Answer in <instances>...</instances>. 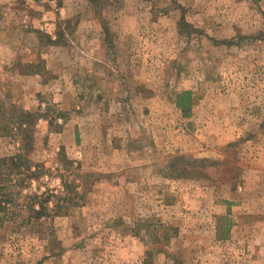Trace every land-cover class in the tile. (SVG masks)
Here are the masks:
<instances>
[{
    "label": "rangeland",
    "instance_id": "374dc122",
    "mask_svg": "<svg viewBox=\"0 0 264 264\" xmlns=\"http://www.w3.org/2000/svg\"><path fill=\"white\" fill-rule=\"evenodd\" d=\"M0 98L66 118L34 129L39 180L12 176L0 264H264V0H0ZM65 161L82 199L29 219Z\"/></svg>",
    "mask_w": 264,
    "mask_h": 264
},
{
    "label": "trees",
    "instance_id": "16d2710c",
    "mask_svg": "<svg viewBox=\"0 0 264 264\" xmlns=\"http://www.w3.org/2000/svg\"><path fill=\"white\" fill-rule=\"evenodd\" d=\"M181 25L187 29L190 27L184 20H182ZM32 73L38 74V71H33ZM175 106L184 119L190 118L193 107L192 92L186 90L178 92L175 97ZM40 120L47 121L50 127L53 126V128H59L60 124H57V121L61 120L64 122L66 118L60 113H58L57 116L49 117L46 109L41 110L38 108L36 111L17 109L15 106L6 103L0 98V136L11 137L13 135H18L20 137L17 152L14 155L0 158V215H3L14 203L16 195L22 194L11 189L16 183L14 182L13 185L11 184V179L13 177H22L20 180L21 183L17 184V186L20 188L22 187L23 189L28 187V182H31L32 180L38 181L41 177L38 166H35V169L32 170L34 166H31V163L27 158L28 153L32 150L33 146L34 129ZM63 157V159L66 160L65 156ZM173 161L168 165L171 170H173L172 168L175 169V162L176 165L179 163L182 165L184 163L182 157L174 159ZM204 162V160H199L193 161L192 163L195 165L197 163L200 166ZM62 165L64 168L63 170L67 173L70 172V174L67 176L61 174V176H59L63 191L62 194L57 197L58 201L54 206H51V201L55 196L51 194L49 190L40 194L33 193L28 196H21L22 198L28 199L26 208L29 219L42 220L44 218H49L52 215H58L61 210L67 206H77V202H75L76 199H82L79 186L76 184V175L72 172V163L65 161ZM184 168L179 166L180 172H176L177 174L173 175V177L180 179L189 176V178H194L192 174L193 172H186ZM172 174L174 173L171 172V175ZM4 175L7 177L6 180L3 179ZM70 177L72 179H70ZM6 182L9 184L5 185ZM13 188L17 189L15 186ZM71 196L73 198H71ZM59 203H62L63 205H59ZM151 259L152 253L147 252L145 264H151Z\"/></svg>",
    "mask_w": 264,
    "mask_h": 264
},
{
    "label": "built area",
    "instance_id": "2783aa9c",
    "mask_svg": "<svg viewBox=\"0 0 264 264\" xmlns=\"http://www.w3.org/2000/svg\"><path fill=\"white\" fill-rule=\"evenodd\" d=\"M30 2H33V1H38L40 3H45V4H48L52 7H56V0H29Z\"/></svg>",
    "mask_w": 264,
    "mask_h": 264
},
{
    "label": "crops",
    "instance_id": "0c3cea01",
    "mask_svg": "<svg viewBox=\"0 0 264 264\" xmlns=\"http://www.w3.org/2000/svg\"><path fill=\"white\" fill-rule=\"evenodd\" d=\"M58 11H59V13L61 14V12L63 11V8H62V7H59V8H58Z\"/></svg>",
    "mask_w": 264,
    "mask_h": 264
}]
</instances>
